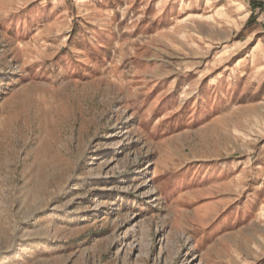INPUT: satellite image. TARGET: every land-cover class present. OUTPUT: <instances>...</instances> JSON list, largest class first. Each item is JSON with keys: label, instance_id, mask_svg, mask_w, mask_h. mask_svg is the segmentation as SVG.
<instances>
[{"label": "rangeland", "instance_id": "1", "mask_svg": "<svg viewBox=\"0 0 264 264\" xmlns=\"http://www.w3.org/2000/svg\"><path fill=\"white\" fill-rule=\"evenodd\" d=\"M0 264H264V0H0Z\"/></svg>", "mask_w": 264, "mask_h": 264}]
</instances>
